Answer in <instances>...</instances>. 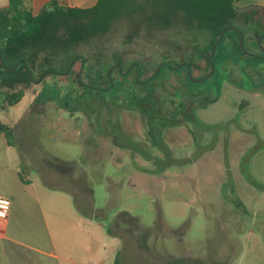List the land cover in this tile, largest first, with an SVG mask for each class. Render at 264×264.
<instances>
[{
  "label": "rangeland",
  "instance_id": "374dc122",
  "mask_svg": "<svg viewBox=\"0 0 264 264\" xmlns=\"http://www.w3.org/2000/svg\"><path fill=\"white\" fill-rule=\"evenodd\" d=\"M138 2L144 6L149 0ZM254 18L249 23L241 12L233 23L246 31L250 48L257 53L251 26L261 31L264 27L261 15ZM81 22L85 21L79 17L61 25L56 33L63 39L30 57L35 59L34 76L52 66L65 69L75 56L86 59L81 75L85 84L102 79L106 85V69L115 63H140L144 78L164 62L192 63L194 77L210 72L200 56L201 50V55L210 52L215 37L206 26L184 23L180 17L166 24L149 14L115 15L108 28L69 41L73 26ZM217 54L223 55L222 50ZM215 63L218 72L207 81L187 84L186 70L165 69L150 87L163 101V112L188 109L187 93L196 94L190 107L205 122L220 123L227 131H218L214 150L194 163L188 164L195 156V123L187 120L180 127L164 129V145L173 162L148 161L140 155L143 149L166 158L151 143L147 117L123 107L125 94L137 103L127 92L135 75L118 81L111 98L120 104L119 122L131 138L121 135L120 144L111 135L98 137L95 110L76 111L77 98L70 92L77 91L80 100L94 95L73 81L81 70L80 61L71 74L49 77L43 86L32 83L17 106L3 110L0 105V122L12 130L11 142L19 149L22 169L38 190H68L73 194L70 203L81 206L85 216L93 213L105 233L120 239V264H264V59L237 56ZM135 89L139 99L150 93L145 87ZM51 98L61 102L46 100ZM109 100L103 98L102 114L105 128L111 131ZM84 106L85 102L80 107ZM259 139L263 149H252ZM213 140V134H206L204 143ZM5 142L1 135L0 153ZM13 154L17 157V152Z\"/></svg>",
  "mask_w": 264,
  "mask_h": 264
},
{
  "label": "trees",
  "instance_id": "16d2710c",
  "mask_svg": "<svg viewBox=\"0 0 264 264\" xmlns=\"http://www.w3.org/2000/svg\"><path fill=\"white\" fill-rule=\"evenodd\" d=\"M239 1L149 0L148 5L142 6L143 4L139 3L138 0H98L94 7L77 8L61 6L58 0H52L38 14H34L32 10L24 6L23 0H9V6L0 9V105L5 110L17 106L23 100L26 89L33 82L24 65L16 68L18 62L22 61L28 65H32L35 71V59L30 60V57L37 56L38 51L42 48L53 46L55 40L61 41L63 36L60 34L58 36L56 32L61 25H64L71 19L79 20L80 17L85 22H81L79 24L80 26H73L74 28L70 32L71 37L70 39L68 38L69 41L75 40L81 35L85 38V34L90 35L91 32L97 31L98 29L108 28L114 20L115 15L146 17L149 14L150 18H161L163 21H166V24L171 23V18L180 17L184 23H198L200 26H206L213 31L215 37L210 44V48H212L219 40L221 32L225 28L230 26L237 27L233 21L240 17V13L242 12L237 7ZM242 14H244V17L249 23H252L257 11L242 12ZM237 28L245 35V50H250V42L246 36V31L239 27ZM251 29L255 30V40L252 42V45L257 46L256 39L264 31L253 26H251ZM240 41L241 35L239 31L228 30L226 32L222 42L218 45V48L223 52L224 62L230 58H236L244 54ZM243 56L248 57L245 54ZM221 59L219 58L217 61ZM71 61L72 59H70ZM109 67L106 69V75ZM208 67L211 70L210 65ZM14 69L16 70L14 71ZM34 71H31L32 74H34ZM97 72L98 77H103L102 71ZM216 72H218L217 69ZM104 82L107 85L109 84V81ZM90 85L103 86L104 84L101 81H93ZM44 88L45 93H47L46 86ZM90 92L94 93V95L101 94V92ZM132 93L137 100L136 105H138L141 99L138 98L133 88ZM76 102L77 104L85 102V110L95 108V102L87 97L82 98V100L77 99ZM0 135L5 136L6 141L13 145L11 142L12 130L1 122ZM62 162H64L63 164H67L66 161ZM117 264L120 263L117 262Z\"/></svg>",
  "mask_w": 264,
  "mask_h": 264
},
{
  "label": "crops",
  "instance_id": "0c3cea01",
  "mask_svg": "<svg viewBox=\"0 0 264 264\" xmlns=\"http://www.w3.org/2000/svg\"><path fill=\"white\" fill-rule=\"evenodd\" d=\"M23 1L38 14L52 0ZM58 1L61 6L77 8H91L98 2ZM8 6L9 0H0V9ZM237 7L242 12L257 11L264 27V0H240ZM1 151L0 197L11 201V210L7 220L0 223V264L119 263L120 239L105 233L93 213L85 216L81 206L70 203L71 192L69 195L64 188L59 192L38 190L36 181L22 169L19 149L6 141ZM198 258L205 261L202 256Z\"/></svg>",
  "mask_w": 264,
  "mask_h": 264
},
{
  "label": "flooded vegetation",
  "instance_id": "af4514ba",
  "mask_svg": "<svg viewBox=\"0 0 264 264\" xmlns=\"http://www.w3.org/2000/svg\"><path fill=\"white\" fill-rule=\"evenodd\" d=\"M259 37L261 38V40H260L261 44H259V42H258V38ZM244 40H245V35H244ZM256 42H257V46L252 45V48L258 49L257 53H255L251 48H250V50H245V48H244V50L242 49V51L248 57H253V58H256V59H264V33L260 34L257 37ZM212 48H213V46H212ZM212 48L208 49L207 51H210L209 53H212V51H213ZM218 49L219 48L217 46L216 54L213 57H210L208 55V52H205V53H203L204 55L203 54L201 55V57L205 60L207 65H210V67H211V70H210L209 74L212 71L211 63H213L215 65L216 64L215 62L219 58L223 59V55L222 54H217V50ZM243 55H240V56L241 57H245ZM78 61L81 62V70L77 74V78H75L73 81H77L78 86L83 87L87 91L90 90V91H93V92H101V93H103V95H93V96H88L87 97L90 100H93L95 102V108H93L95 110V134H97L98 137H100V136L109 137L111 135V137H113L115 140H117L118 143H120V141H119L120 138L119 137L121 135L124 136V137L127 136V137L131 138L130 135H128V133L125 131V129L121 127V124L119 122V116H120L119 115V106H120V104L116 100L111 99L112 98V94L115 93V91L117 90V88L119 86L118 85V81H121V82L127 81V79L130 76L135 75L134 80H132L135 83L131 84V86H130L131 89H129L130 91L127 90L128 94H132V88H134V90H136L135 89L136 87H145V88L148 89V91H150V93H147L146 95L141 97V100H140L141 103H139V105L141 104V108H139V105L137 106L136 103H134V101L131 100V97L127 96V94H125V100H124V103H123V107L126 110L132 111V112L135 111V110H139V112H141L144 116L147 117V120H148V134H149L151 143L156 148H158L166 157L165 159H160L158 156H156L154 154H151L148 151H145L143 149H140L141 150L140 155L143 158L147 159L148 161H161V162L172 161V159L174 157H172V155L169 154V152L167 150V147L164 145L165 144V142H164V129L165 128L180 127L182 125L183 121L187 120V121H193L195 123L194 124L195 125L194 126V130L195 131L193 132L194 146H195V151H194L195 152L194 153L195 156L192 158V161L189 160L188 164H190L191 162L194 163V160L199 159L200 157L205 155L208 151L209 152L213 151L214 147L212 146V144H214L216 142V138L218 137L219 132L220 133L227 132V131H223V126L219 125L220 123L217 124V125L216 124L212 125L211 123L205 122L196 113L194 108L190 107V105L191 106L193 105L194 97H195L196 94H193V93H189L188 94L186 92L187 93L186 97L188 98L187 100L190 101L188 109H181V110L180 109H176L175 111L173 110L172 112H163L162 111L163 101L162 100L160 101L159 99H157L156 98L157 95H155L153 93L154 90L150 89L151 85H153L157 80H160V77H161V75H162V73H163V71L165 69L170 70L172 72H179V71L186 70V72H187V78H186L187 84H188V82L197 83V81H193L192 78L201 79V78H204V77L209 75V74H207V75L202 76V77H194V75H193L194 65L192 63H190V64L189 63H181L179 66H174V65L170 64L169 62L161 63L159 65L158 69L156 70V72L154 74H152L149 78H144L143 67L138 62H132L129 65H125L124 63H115V64H112L109 67L107 75H106L107 79L105 81H109V84L108 85L106 84V85H103V86H92L90 84H85V83L82 82L84 80L82 79L81 75H82V73L84 71V68L86 66L85 57H83V56H75L72 59V61L70 62L68 68L66 67L65 69H63V68H61L62 65L60 67L52 66V68H50V69L46 70L45 72H43L41 74V76H39V77L34 76L32 74V72H31L33 79H31V78L30 79H31V81H42L40 83V85H42L43 82L46 81V79L49 78V77H58L60 75H64V74H68V73L71 74L72 71L75 69V65H76V63H78ZM17 65H18L17 68H19L20 66L24 65V62L19 61ZM187 65L190 67L191 76L189 75V72H188V69H187ZM28 67H29L30 71H34L32 65H28ZM215 68L217 69L216 65H215ZM62 70H64V71H62ZM109 71H110L111 79L108 76ZM115 73H117V76H118L117 78L115 77ZM215 73H216V70H215L214 74ZM99 79H101V78H99ZM101 81H103V80L101 79ZM187 84H186V87H187ZM112 91H114V92H112ZM105 93H108V96H105L104 95ZM201 94L197 95L198 98L201 97ZM72 96L76 97L77 99H81L80 95H79V93L77 91L72 93ZM84 97L85 96H83V98ZM104 97H109V99H110L109 103H108L109 118H108L107 122L110 123V125H111V128H112L111 131H108L105 128V125H104L105 122H103V114H102L103 113L102 112V105L103 104H102V100H103ZM46 100L56 101V102H59V103L61 102L59 99H56V98H51V99H46ZM74 103L76 104L75 106L79 107L78 110H76V111H82V112H84L86 114L90 113V110H85L84 108L80 107L82 105V103L81 104H77L76 100H75ZM184 107H185V105L182 104V108H184ZM65 108L72 110L71 108H69L67 106H64V109ZM136 108H138V109H136ZM73 111H75V110H73ZM155 126H157V127H155ZM206 134H213V139L214 140L213 141H209L208 143H204V139H205V135ZM262 142L263 141L262 140L260 141V139L257 140L255 142L254 146L252 147V149L258 148V151L262 150L263 149V148H261ZM120 144H123V143H120ZM139 146H141V145H139ZM205 149H208V150H205ZM203 150H205V151L201 153V151H203ZM248 163L249 162H246L244 168L248 167L247 166ZM242 168H243V166H241V169ZM247 180L252 185H258L256 187L260 186V184H258L253 177H248ZM260 187L262 188V186H260Z\"/></svg>",
  "mask_w": 264,
  "mask_h": 264
},
{
  "label": "water",
  "instance_id": "95a60500",
  "mask_svg": "<svg viewBox=\"0 0 264 264\" xmlns=\"http://www.w3.org/2000/svg\"><path fill=\"white\" fill-rule=\"evenodd\" d=\"M228 30H237V31H239L240 32V35H241V41H240V45H241V48L244 50V34H243V32L241 31V30H239L237 27H235V26H230V27H227V28H225L222 32H221V35H220V38H219V40L217 41V43H215L214 45H213V51H212V53H209L208 52V55L210 56V57H213L215 54H216V48H217V46L219 45V43H221V41L223 40V38H224V36H225V34H226V32L228 31ZM260 40H261V38L259 37L258 38V42H259V44H261L260 43ZM204 55V54H203ZM84 61V60H83ZM24 65L26 66V69H27V72H28V74H29V76H30V78L31 79H33V77H32V74H31V71L29 70V67H28V65H27V63H25L24 62ZM211 66H212V71H211V73L208 75V76H206V77H204V78H201V79H194V78H192V80L193 81H199V82H203V81H206V80H208V79H210L212 76H213V74H214V72H215V70H216V68H215V65L213 64V63H211ZM18 67V65L16 66V68ZM187 69H188V72H189V75L191 76V70H190V67L187 65ZM16 69H14V71H15ZM108 76H109V78L111 79V75H110V71H109V73H108ZM34 84H36V85H39L42 81H32Z\"/></svg>",
  "mask_w": 264,
  "mask_h": 264
},
{
  "label": "built area",
  "instance_id": "2783aa9c",
  "mask_svg": "<svg viewBox=\"0 0 264 264\" xmlns=\"http://www.w3.org/2000/svg\"><path fill=\"white\" fill-rule=\"evenodd\" d=\"M11 210V201L7 198L0 197V223L7 220Z\"/></svg>",
  "mask_w": 264,
  "mask_h": 264
}]
</instances>
